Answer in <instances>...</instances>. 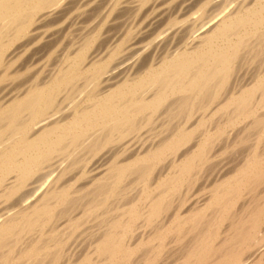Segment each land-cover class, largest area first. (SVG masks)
<instances>
[{"label": "bare ground", "instance_id": "bare-ground-1", "mask_svg": "<svg viewBox=\"0 0 264 264\" xmlns=\"http://www.w3.org/2000/svg\"><path fill=\"white\" fill-rule=\"evenodd\" d=\"M0 264H264V0H0Z\"/></svg>", "mask_w": 264, "mask_h": 264}]
</instances>
